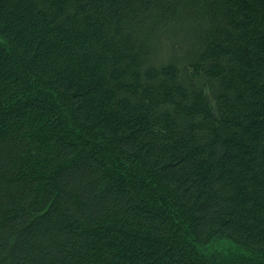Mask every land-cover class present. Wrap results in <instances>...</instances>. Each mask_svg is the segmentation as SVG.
I'll list each match as a JSON object with an SVG mask.
<instances>
[{
    "label": "trees",
    "instance_id": "16d2710c",
    "mask_svg": "<svg viewBox=\"0 0 264 264\" xmlns=\"http://www.w3.org/2000/svg\"><path fill=\"white\" fill-rule=\"evenodd\" d=\"M0 264H264V0H0Z\"/></svg>",
    "mask_w": 264,
    "mask_h": 264
}]
</instances>
